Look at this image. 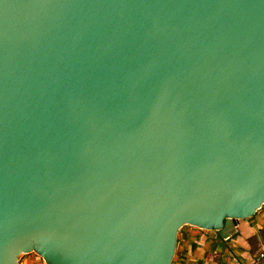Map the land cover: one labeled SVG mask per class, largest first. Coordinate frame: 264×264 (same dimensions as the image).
<instances>
[{"label": "water", "instance_id": "obj_1", "mask_svg": "<svg viewBox=\"0 0 264 264\" xmlns=\"http://www.w3.org/2000/svg\"><path fill=\"white\" fill-rule=\"evenodd\" d=\"M264 203V0H0V264H171Z\"/></svg>", "mask_w": 264, "mask_h": 264}, {"label": "crops", "instance_id": "obj_2", "mask_svg": "<svg viewBox=\"0 0 264 264\" xmlns=\"http://www.w3.org/2000/svg\"><path fill=\"white\" fill-rule=\"evenodd\" d=\"M18 264L44 263L26 253ZM171 264H264V203L253 216L229 221L222 231L181 227Z\"/></svg>", "mask_w": 264, "mask_h": 264}, {"label": "rangeland", "instance_id": "obj_3", "mask_svg": "<svg viewBox=\"0 0 264 264\" xmlns=\"http://www.w3.org/2000/svg\"><path fill=\"white\" fill-rule=\"evenodd\" d=\"M38 257H39V256H38ZM39 259H40V261H42V263H44V261L42 260V258L39 257ZM44 264H45V263H44Z\"/></svg>", "mask_w": 264, "mask_h": 264}]
</instances>
